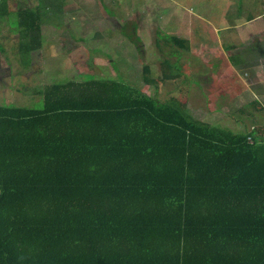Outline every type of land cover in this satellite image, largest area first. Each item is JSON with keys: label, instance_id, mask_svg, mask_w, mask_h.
Instances as JSON below:
<instances>
[{"label": "trees", "instance_id": "obj_1", "mask_svg": "<svg viewBox=\"0 0 264 264\" xmlns=\"http://www.w3.org/2000/svg\"><path fill=\"white\" fill-rule=\"evenodd\" d=\"M46 1L14 13L18 65ZM33 93L39 108L0 105V264H264V127L212 126L112 78Z\"/></svg>", "mask_w": 264, "mask_h": 264}, {"label": "rangeland", "instance_id": "obj_2", "mask_svg": "<svg viewBox=\"0 0 264 264\" xmlns=\"http://www.w3.org/2000/svg\"><path fill=\"white\" fill-rule=\"evenodd\" d=\"M37 1L39 0H10L8 4L13 10H18L21 6L33 7ZM93 1L95 4H102L101 0ZM105 1L103 3L106 14L99 15L75 12L74 7H84L86 0L80 2L79 0H50V4H57L63 9L60 13L56 12L59 11L58 8L53 11L45 10V6L41 7L40 23L48 22L47 25H50V22L54 24L56 31L59 32L56 34L59 35L49 37L51 29H48L45 31L41 43H36V46L42 47L46 41L49 44L52 42L56 45L57 50L62 52V55L60 54V59L48 62L40 59L41 57L38 56L41 55L40 50L37 49L36 55L39 59L35 58L34 62L27 67L12 61L14 55H16V59H21L22 55L19 52V38L11 37V34L16 35L17 31L21 32L24 29L26 32V28H21L20 21L17 22L19 18L15 17L14 14L8 15L7 22L4 18V24L0 25V56L4 59L3 61L0 60V105L39 108L42 105V98L35 96L33 86L68 79L112 78L137 86L138 89V85H142L144 81V71L141 68L144 64H150L154 69L149 72V76L155 79L157 85H145L143 90L147 95H154L158 86L163 99L167 96L182 99L184 96L187 98L189 106L202 111L204 120H208L212 126L228 127L238 133L248 132L255 127H264V0H235L238 6L237 26L236 29L231 30L226 35H223L224 33L221 35L222 49L220 46L215 47V51L219 54L218 57H205L204 53L201 52V45L197 46L200 51L185 54V59H191V54L200 57V59L201 56L204 57V63L196 68L189 66L184 58L178 60V57L169 54L163 46V40H160L159 43L164 50L156 47L155 42H149L145 39L146 45H143L140 40L135 41L132 38H127L123 45H117L115 39L104 41L103 39L109 38L110 35L108 25L114 24L117 27L120 25L121 19H125L123 23L127 24L126 31L133 35V31L126 21L134 18L133 15L128 14H113L109 6L114 5V3L109 2V0ZM206 1L208 5L205 7L203 5L205 0H199L197 4L194 1L189 4V8L199 12L202 16L205 15L211 20L210 24L215 27L222 24L221 17L225 14L222 11L228 8L226 0ZM117 3L115 2V5ZM88 16L96 18L95 30L97 28L103 29L101 37L95 38L97 40L94 42V46L93 42L85 46L86 29L90 28L87 21ZM251 16L253 19L250 20ZM165 17L166 14L162 12V9L153 8L150 20L146 21L162 24ZM229 20L227 19V22ZM5 34L8 39L2 38ZM24 38L26 40L23 42H27L24 46H30L31 44L28 43L31 37L24 36ZM245 40H249V43H246L249 45H243V51L249 53L250 47L254 46L256 51H260L256 53L258 57L245 53L239 55L240 53L237 54V51L232 52L225 48L226 45L238 44ZM74 45L77 46L74 47ZM64 46H70V49L63 50ZM224 50L223 56L220 52ZM229 53L230 55L234 54L235 59L240 61L239 69L231 68L230 56L228 59L226 56ZM36 55L29 48L25 59L33 58ZM172 61H174L173 65H171ZM217 63L219 65H216ZM7 65L9 67L13 65L12 70H4ZM180 66L182 71H185L184 73L175 69L180 68ZM197 70H201V76L198 75ZM166 73L171 74L168 77ZM189 73L192 75L187 76ZM198 79L200 83H197ZM25 85L27 90H24ZM176 87L187 95L166 94ZM251 100L257 101L256 109L250 105ZM258 107H261V110H258Z\"/></svg>", "mask_w": 264, "mask_h": 264}, {"label": "crops", "instance_id": "obj_3", "mask_svg": "<svg viewBox=\"0 0 264 264\" xmlns=\"http://www.w3.org/2000/svg\"><path fill=\"white\" fill-rule=\"evenodd\" d=\"M80 1L81 0H79V2ZM110 1L114 3V5L111 4V6H109V8L112 9L111 11L113 14L133 15L132 17L134 18H131L128 21H126L127 23H129L131 30L133 31V35H131L130 33L126 31L127 24L123 23L125 22V19H121L120 25H118L117 27L116 25L114 26V24L108 25V29L110 30V35H109V38L105 37L103 39L104 41L106 40L107 42L108 39L109 40L115 39L117 45L119 44L123 45L125 43V40H127V38H132L135 41L140 40L143 45L144 44L146 45L147 43V42L145 43L144 39L149 42L153 41L155 42L156 47H160L161 49L163 48V46H165L169 54L174 55L175 57H178V60H180V58H184V60H186V63H188L189 66H192L194 68L198 67L201 63H204L203 62L204 57L201 56V59H200V57H195L193 54H191L192 56L191 59H187V58L185 59L186 53L190 54L193 51L194 52L200 51V48H197V46L201 45V52L204 53L205 57H209V56L218 57L217 55L219 54L215 51V47L220 46L221 48L223 44L222 40H220V38L222 37L221 35L223 33H224L223 35H226L231 30L236 29V26H237L236 17L238 15V6H237V1L235 0H226L227 2L226 5H228V8L227 9L225 8L222 11L225 13L221 17V20L223 23L219 24L216 27L210 24L211 20H209L205 15L204 17L201 14H199V12L197 13L195 11H192L189 8V4L193 3V1L195 4H197L199 0H109V2ZM103 2L105 3L106 1L101 0L102 4H95L93 0H86V4L84 7L76 6L74 7V9H75V12L86 13L87 15L88 14L90 15L98 14L99 15L103 13L106 14L105 4ZM115 2L116 3L118 2V3L115 5ZM203 5L204 7L208 5L206 0L203 3ZM88 6H90L91 8H86ZM53 7L54 6H51V7L49 6V7H45L44 9L56 11V8H59V11H56L59 13L62 12L63 10L60 7H54V8ZM27 8H30V7H25V9ZM153 8L162 9V12L166 14V17L162 24L150 23L146 21V20H150L151 10H153ZM18 10H13L10 7V5L7 6V8H5V15H6L4 17L5 21L7 22V18L9 17L8 15H12L16 13ZM0 14H3V12H0ZM4 18H0L2 20L0 25L4 24L3 23ZM250 18L253 19V16H251ZM227 19H230L229 22H227ZM231 19L233 20L231 21ZM87 21H88V24H90V28L86 29L85 36L87 39L85 41L86 42L85 46H87L88 44H91L92 42L94 46L95 45L94 42L97 39H99V37H101V33L103 29L101 30L100 28H97V30H95V21H96L95 17L88 16ZM44 23L40 24V33H41L40 38L41 39L44 38L45 31L48 29H51L49 33V37L52 38V37H56L57 35H59V34H56L59 32L56 31L54 24L49 22L50 25H47L48 22H44ZM5 37H6V34L2 38L4 39ZM11 37L19 38V33L16 32V35L11 34ZM96 37L97 39H95ZM5 39H8V37H6ZM160 40L164 41L163 46L162 45L160 46L161 44L159 43ZM248 41L249 40H245L243 42H239L238 44L226 45L225 48L230 49V51L232 52L237 51V54L240 53L239 55H244L245 53L247 55L249 54L250 56L252 55V56L258 57V54L256 53L260 51H256L254 49V46L250 47V49L248 46L249 53L246 51H243L242 46L249 45V44H246V43H249ZM76 46L74 45V47ZM66 48L70 49V46L68 47L64 46L63 50H65ZM38 49L40 50V54H41V55H38L39 57H41L40 59L48 61V62L56 61L60 59V54L62 55V52H59L56 48V45H54V43L52 44V42L51 44H49L46 41V43L42 47L40 46ZM75 49L77 50V48ZM34 53L36 55V52ZM221 53L224 56L225 50L220 52V54ZM63 54H71V53H63ZM226 56H227V59L230 56L231 68L234 70H236V68L239 69L238 64H240V61L235 59L236 56L234 54L230 55V53ZM39 57H37L36 55L34 56V59L35 58L39 59ZM263 59H264V56H263ZM0 60L3 61L4 59H2V57L0 56ZM216 65H219V64L217 63ZM146 66H149V69L151 71L152 69H154L152 68L153 66H150V64H144L141 69L144 71ZM175 69L179 71L180 73L185 72V71H182L181 66L180 68H175ZM197 73L199 76H201V70H197ZM166 74H168V77H169L171 73H166ZM188 75H192V74L189 73L187 74V76ZM197 81H198L197 83H200L199 79ZM145 85L147 84L144 81L142 85H138V89L141 90L143 93H146L143 90L145 89L144 87ZM133 87H136L137 89V86L133 85ZM170 91H171V95L172 94L187 95L184 91L178 90L177 87L176 89H171ZM179 100L188 104L187 98H185L184 96H182V99H179ZM206 122H208V120Z\"/></svg>", "mask_w": 264, "mask_h": 264}]
</instances>
